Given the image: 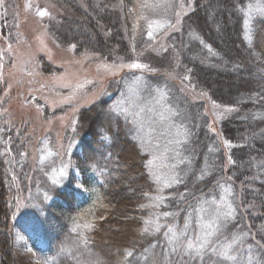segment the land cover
<instances>
[{
  "label": "trees",
  "instance_id": "trees-1",
  "mask_svg": "<svg viewBox=\"0 0 264 264\" xmlns=\"http://www.w3.org/2000/svg\"><path fill=\"white\" fill-rule=\"evenodd\" d=\"M56 1L69 11L62 21L25 29L27 34L33 31L37 38L42 36L45 46L32 52V37L27 36L26 45L19 43L16 47L31 52L30 60L41 61L37 67L39 81L45 85V80H50V85L58 83L62 86L57 87L68 92L64 86L73 74H62L61 66L81 62L78 58H61L47 31L61 45L77 44L81 50L88 47L102 55L98 31L106 34L108 30V42L115 49L123 48L119 46L121 37L102 14L107 0H86L81 5L75 0ZM172 1L123 0L131 8L130 17H134L130 39L135 45L151 41L145 32V24L151 19L173 17L168 13ZM192 4L189 12L182 14L176 37L167 32L172 21L156 37L165 33L167 43L173 41L195 89L212 103L233 109L225 120L232 130L218 129L219 135L214 136L207 117L192 110L187 99L177 101L172 96L167 104L173 109L171 114L183 110L191 114V122L183 124L173 115L169 117L173 131L181 130L175 139L165 134L163 140L160 122L143 115V130H130L125 123L127 111L135 107L121 103L122 117L109 111L118 110V102L125 98L123 83L114 82L127 76L122 72L105 86L110 98L90 92L73 107L69 92L48 95L50 105L43 111L44 121L65 120L71 115L78 121L73 125L75 138L62 158L61 169L57 168V153L41 155L48 138L35 142L33 150L40 161L34 171L46 177L39 184L30 178L29 164L23 161L32 141L12 138L15 130L20 132L22 122L29 125L27 118L18 122L16 118L27 115L32 107H24L19 115L8 108L11 100L17 107L27 105L23 98L31 97L32 91L15 93L16 86L8 76L15 61L5 56L12 44L6 49L0 41V264H15L12 247L7 244L14 234L25 239L40 264H264V0H194ZM256 5L261 8L251 12ZM4 37L1 32L0 40ZM44 54L48 58H42ZM87 56L84 53L80 57ZM59 72L60 76L53 75ZM49 107L55 108L50 112ZM219 138L232 146L227 152L221 150ZM178 139H182L179 145L173 146ZM122 140L124 144L118 145ZM166 140H172L170 145ZM64 169L68 174L58 177ZM204 171L208 173L204 175ZM74 181L81 189L70 185ZM221 183L227 189H221ZM217 205L221 207L217 209ZM226 205L231 206L230 215L228 207L214 224L212 217ZM198 213L204 214L203 218L209 213L205 220L211 219L217 228L203 260L196 258L193 250L169 243L173 234L169 228L177 235L182 233L185 244L191 240L195 245L204 238ZM146 220L155 221L159 231L154 230V224L145 225ZM228 245L229 254L236 256L232 262L213 254Z\"/></svg>",
  "mask_w": 264,
  "mask_h": 264
},
{
  "label": "rangeland",
  "instance_id": "rangeland-1",
  "mask_svg": "<svg viewBox=\"0 0 264 264\" xmlns=\"http://www.w3.org/2000/svg\"><path fill=\"white\" fill-rule=\"evenodd\" d=\"M75 1H78V4L81 5V3L83 4L86 0ZM193 1L194 0H173L171 3L172 6L168 10V13L171 16L173 15V17L168 20H160L159 18L151 19L145 24L146 38H150L151 41L147 42L148 40H144L135 45L130 39L132 35L130 26L134 18L130 17L131 8L126 6L123 0H107V3L103 6L102 14L108 19L109 26L114 29V33H117L121 37L119 46L122 47L123 50L118 49L117 46L115 49V46H112L108 42L107 39L111 35L107 32L108 30L106 34L98 31L103 43V48L101 50L102 55L93 53L91 48L88 47L81 50L77 47V44H73L69 47L61 45L60 42L47 31L52 42H55L54 44L51 43L52 47L61 52V58H78L79 62L83 65L81 70L78 68L81 64L61 66L62 74L66 72L73 74V76L66 81L67 85L64 86L68 88V93L66 89L63 90L57 87L62 86L58 83H56L57 85H50L49 83L51 81L45 80L47 83V85H45L43 82L39 81L37 67L41 66V61L39 59L35 60V62L34 59L30 60L32 53L28 51L24 53L23 48L18 50L16 45L19 43L26 45L24 37L27 40V36H29V38L32 37V41L29 42V46H31L30 50L35 53L37 51L39 52L47 42L44 41L42 36L37 38L33 34V31L29 32L30 35L27 34L25 29L29 30V28L41 27L42 25L45 26V23H58L62 21L61 17H65L66 13L69 11L63 9L61 4L56 0H0V33L2 32L5 34V39L0 41L6 44V49L12 44L9 51L5 52V56L7 60L12 57V60L15 61V66L9 71L8 76H10V79L16 86L15 93H20L23 90H25L24 92L32 91L31 97L27 99L23 98V100H26L27 105L22 106V108L19 106L17 107L14 105L13 100H11L8 108L12 114L15 113V115H19L25 111L24 107L29 105L32 107L27 111V115H24L22 118H16L17 122L27 118L29 125L22 122V127L19 129L20 132H18V129L15 130L12 134V138L16 141L18 137L21 140L27 137V139L32 141V147L24 153L23 161L26 159V163L29 164L30 170L28 172L35 184L43 183L42 181L46 180L44 175L40 176V173L34 171L35 165L40 161L38 152L33 150L36 148L35 142L45 137L48 138L45 144V152H41V155L45 157L57 153V168L61 169L63 168L62 158L64 154L71 150L75 138V126L78 121L76 115H71L65 120L54 119L44 121V117L42 116L43 111L50 105L48 102V95L67 92L68 95L71 96V104L73 107L79 104L90 92H95L97 96H101L102 94V96L106 98L108 96L110 98L111 95H108L109 90L105 89V86L122 72L128 73L126 74L127 76L125 77L122 75L114 82L117 83V81H120L123 83V88L126 92L125 98L122 99L123 101L121 100L118 102V104H120L118 110L109 109V111L111 110L110 113L122 117L121 103L124 107L129 105L135 107V110L127 111L128 115L126 117L128 120L125 121V123L129 124L128 127L130 130L138 132L143 130L142 127L146 122L140 118V115H143L144 118L160 122L163 140H165V134L171 135L172 140L175 139L177 133L181 130L178 132L173 131V123L169 121V117L172 116L170 111L173 109L167 107V104L171 102L168 100H170L172 96L177 101L185 98L188 101L195 100L198 103H202L205 112L203 117H207V121L209 122L208 128L213 132L214 136L219 135V124L223 116L229 115L233 109L212 103L205 98L200 90L195 89L188 79L187 70L182 65L179 50L173 45V41L171 40L168 44L165 33L156 37L160 30L163 31L168 28L171 21L173 24L170 25L167 32H169L171 37H176V28L181 23L182 14L189 12L193 6ZM57 5L59 7H57ZM258 8H261L260 5L253 7L251 12L258 11ZM23 9L27 13H24V11H22ZM40 11H45L47 15L43 17L39 16L38 12ZM152 20L157 23H152ZM150 24H152L151 27L149 26ZM161 24L163 25L162 27L160 26ZM100 29H103V27H100ZM150 33L151 36L149 35ZM84 53H87L88 56L85 58L80 57L81 54ZM20 57H23V59L18 62L17 58ZM41 57L48 58L47 54L41 55ZM132 64H140L143 65V67L132 68L130 67ZM117 69H122V71H117ZM20 70L21 73L19 74L18 71ZM103 74L104 76L101 79ZM53 75L58 77L61 73H54ZM185 76H187V79L184 78ZM148 81L151 83H148ZM43 95H45V98ZM40 96H42V100ZM54 108L52 109V107H49L48 110L51 112ZM97 113L99 116L105 117L103 114H100L101 112L97 111ZM71 121L73 123L70 125L69 123ZM104 122H106V118L102 121V123ZM73 132L74 134H72ZM146 135L147 134H145L144 137L147 138L148 136ZM163 140L159 142L162 144ZM172 140L166 141H168L170 145V141ZM181 140L182 139H178L174 141L175 143H173V146H178L179 144L177 142ZM219 142L221 143V150L224 152H227L232 147L228 143L223 142L220 138ZM113 144L115 145V141H113ZM71 162V166L75 172L78 173L79 169L74 166L76 164L73 161ZM68 171L69 170L65 169L62 170L61 173L63 172V175L59 174L58 177L65 176L68 174ZM76 178L78 179L79 176H76ZM70 185H72L74 189H81L80 183L78 184L75 181L70 183ZM219 187L221 189H227L223 184L222 186L219 185ZM222 194L227 195L226 192H222ZM227 208L228 205L220 209L219 214L212 217L214 224L223 216L222 212L225 213ZM209 213L205 214L206 219L210 216ZM201 215L204 216V214L198 213L197 218L204 238H202L199 243L207 238L209 244L211 238H213L215 232H217V228L213 226L211 219L206 221ZM208 232H212L213 235L207 237ZM18 236L21 237V239L18 240ZM18 236L14 239L15 250L12 258L16 259L17 264H40L38 257L34 254L31 247L28 246L25 239L20 235ZM232 261L233 260H230V262Z\"/></svg>",
  "mask_w": 264,
  "mask_h": 264
},
{
  "label": "snow or ice",
  "instance_id": "snow-or-ice-1",
  "mask_svg": "<svg viewBox=\"0 0 264 264\" xmlns=\"http://www.w3.org/2000/svg\"><path fill=\"white\" fill-rule=\"evenodd\" d=\"M38 15L43 17V16L47 15V13L45 11H40V12H38ZM245 15H247V13H245ZM152 23H157V22L153 21ZM247 24H248V22L245 21V26L246 27H247ZM149 26L151 27L152 24H150ZM160 26L162 27L163 25L161 24ZM149 35L151 36V33ZM209 51L211 52V49H209ZM130 67H132V68H140V67H143V65L132 64V65H130ZM184 78L187 79V76H185ZM61 175H63V172L61 173ZM56 182L57 181L54 179L53 183H56ZM228 194L231 195L230 192H228ZM221 201H222V203H224V197H221ZM213 203H215V201H213ZM220 207H221V205H217V209H219ZM228 207H229V215H230L231 206L228 205ZM150 223L155 225V228H154L155 231H159L160 226L158 224H155V221H149V220L145 221V225H148ZM89 227H90V225H89ZM144 231L147 232L148 228L145 227ZM169 232L173 233L172 236L169 237V243L170 244H173L175 242L176 244L185 247L186 251L187 250H193L194 255H195L196 258H200L201 260L204 259V250H205L206 246L208 245L207 238L204 241H202V242H200L198 244H195V245H194V243L191 240L187 241V243L185 244V242L183 240H181L182 233L180 235H177L176 233L173 232V230L171 228H169ZM212 235H213L212 232H208L207 233V237H210ZM17 239L19 240V239H21V237L18 236ZM237 239H239V238H237ZM230 249H231V245H228L225 249L219 250L218 252L214 250L213 254H218L222 259L235 260L236 256L229 254V250ZM127 255L131 256L132 253L128 252ZM253 259L254 258L252 256L249 257V261H252ZM257 264H261V262L257 261Z\"/></svg>",
  "mask_w": 264,
  "mask_h": 264
},
{
  "label": "bare ground",
  "instance_id": "bare-ground-1",
  "mask_svg": "<svg viewBox=\"0 0 264 264\" xmlns=\"http://www.w3.org/2000/svg\"><path fill=\"white\" fill-rule=\"evenodd\" d=\"M263 12H264V10H263ZM237 90V88H235L234 89V92ZM190 107L192 108V110H195V111H198L202 116H204L205 115V112H204V106L202 105V104H200V102L198 103L197 101H195V100H191L190 101ZM172 115H173V119L174 120H176L177 122H179V123H181V124H183V123H190L191 122V120H190V115L187 113V111H185V110H183L182 112H180V114H173L172 113ZM172 117V116H171ZM226 117H227V115H225V116H223V119H222V121L220 122V124H219V129L220 130H222V131H228V130H232V125L229 123V122H226L225 120H226ZM93 119H96L95 117H93ZM224 122H226V123H224ZM87 130H89L88 128L86 129V132H87ZM120 144H124V140H122V141H120V143L118 144V145H120ZM127 144V143H126ZM239 157V159H241V156H238ZM208 173L207 171H204V172H202L204 175H206V173ZM18 236V234H14L12 237V239L10 240L9 239V242H7V244L10 246V247H12V255H13V252H14V250H15V247H14V239L16 238ZM33 251V250H32ZM15 264H17V261H16V259H15Z\"/></svg>",
  "mask_w": 264,
  "mask_h": 264
}]
</instances>
